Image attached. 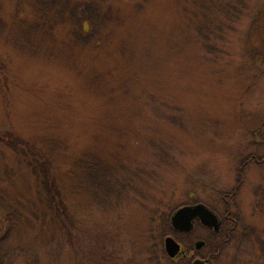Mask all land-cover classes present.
Returning a JSON list of instances; mask_svg holds the SVG:
<instances>
[{
  "label": "rangeland",
  "instance_id": "1",
  "mask_svg": "<svg viewBox=\"0 0 264 264\" xmlns=\"http://www.w3.org/2000/svg\"><path fill=\"white\" fill-rule=\"evenodd\" d=\"M129 1L0 0V252L170 264L154 246L171 235L191 262L222 236L175 232L171 213L223 214L239 184V228L210 263L264 264V165H246L264 157V0ZM86 2L94 30L76 18ZM88 156L129 178L120 198L91 201Z\"/></svg>",
  "mask_w": 264,
  "mask_h": 264
},
{
  "label": "trees",
  "instance_id": "2",
  "mask_svg": "<svg viewBox=\"0 0 264 264\" xmlns=\"http://www.w3.org/2000/svg\"><path fill=\"white\" fill-rule=\"evenodd\" d=\"M135 1L136 0H130L129 2L138 3ZM98 2L99 1H97L95 3H97V5H98L99 4ZM97 5H92L91 2H86V4L81 6V10H80L79 14L76 16L77 20L80 22H83L84 24L86 23L87 28H90V30H91V28L94 30V29L98 28V26H101L102 25L101 19L104 18L103 15H102V17L98 15L97 10H96ZM232 10H233V13L236 12V11H234V9H232ZM223 11H225V9ZM225 12L228 13V12H230V10L227 9ZM100 21H101V23H100ZM162 156L167 157L166 153L161 154V158H162ZM35 157H36V155H35ZM87 158H88L86 160L87 162L85 161V159H83L85 162L82 163L83 172H84V179H85V183L87 185L85 192L89 194V197L91 198L92 202L93 201L97 202L98 198L100 199V202H98L100 205L105 204V203H103L105 201L111 202L112 199L120 198V195H123V193L126 191V188L130 187L129 178H122V177H120L119 174L117 175V172L119 170H117L116 173H113L112 172L113 170L112 169L110 170L106 164L92 163V162L88 161L91 159V156H88ZM263 158L264 157H261V158L256 157V156L252 157L251 161H249L246 165H248L251 162L256 163L255 160L261 161ZM122 168L123 167H121L119 169H122ZM241 174L242 173H240L239 175L241 176ZM132 188H134V186H132ZM238 188H239V184H237L234 187V189L231 193L235 192L236 189L238 190ZM50 220H53L52 216H50ZM163 223H164V225H167V222L166 223L163 222ZM235 232H236V230H231L229 232V236H228L229 239H226L225 237H223L221 235V233L216 234L212 231V235H214L216 237L222 236V239H220V241H218V243H216L215 249L210 250V252H208L207 255L204 257H206V258L208 257L209 261H210L211 257H215V256L219 255L222 248H224V246H226L228 244V242H230L231 240H233L235 238ZM243 232H244V230H243ZM162 233H163V230H162ZM156 244L157 245L154 246V248H156L158 250L156 252V254L159 255L160 257H161V255H162V257H165L166 260L170 264H190L189 263L190 261L188 259H185V258H180L181 259L180 262L175 263V261L178 259V255L181 252L177 253L174 257H170V256L164 254L163 252H161L159 250L160 249L159 248L160 247L159 241L156 240ZM13 253H14V251L10 250V249L2 250V252H0V264H10L9 261H7V259L9 256H12ZM263 253H264V249H263ZM154 254H152V257L155 261L158 262L160 260L159 256H155Z\"/></svg>",
  "mask_w": 264,
  "mask_h": 264
},
{
  "label": "water",
  "instance_id": "3",
  "mask_svg": "<svg viewBox=\"0 0 264 264\" xmlns=\"http://www.w3.org/2000/svg\"><path fill=\"white\" fill-rule=\"evenodd\" d=\"M193 218H198L202 224L212 227L214 231L218 230V219L216 214L204 203L183 205L175 209L170 215L169 225L171 229L178 232H189L193 228ZM203 241L195 242V247L199 248ZM164 250L170 257H174L180 250V244L171 236L164 238ZM190 264H207L201 258H194Z\"/></svg>",
  "mask_w": 264,
  "mask_h": 264
},
{
  "label": "flooded vegetation",
  "instance_id": "4",
  "mask_svg": "<svg viewBox=\"0 0 264 264\" xmlns=\"http://www.w3.org/2000/svg\"><path fill=\"white\" fill-rule=\"evenodd\" d=\"M253 157H255L253 155ZM252 159V158H251ZM251 159H247L246 163H248L249 161H251ZM255 162L257 164H261L264 165V158L261 161L255 160ZM245 164V163H244ZM242 173V169L240 168L239 170V174ZM237 185V184H236ZM237 193V189L235 192L233 193H224L221 197V201H222V209H224V213H220V211H218V209H216V207L214 206V208H212L211 206L205 204L209 209H211L217 216L218 219V230L214 231V229L212 227H208L205 226L204 224H202L200 222V220L198 218H193L192 222L193 225L200 223L201 225H204L207 229L213 231L216 234L221 233V235L223 237H225L226 239H229V232L231 230H236L237 228H239V224H240V219H238L237 217H235L234 215L232 216L230 213V199H233V197L235 196L234 194ZM242 234H243V230H242ZM224 238V239H225ZM223 239V240H224ZM203 241V240H202ZM205 242L203 241V246H204ZM210 255V254H209ZM208 255V256H209ZM201 259H203L207 264H211L209 261V258L207 257H200Z\"/></svg>",
  "mask_w": 264,
  "mask_h": 264
}]
</instances>
